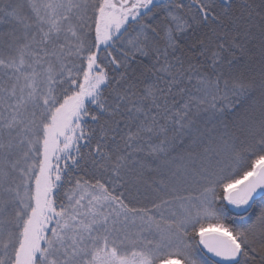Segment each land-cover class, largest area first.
I'll return each mask as SVG.
<instances>
[{"label": "snow or ice", "instance_id": "6c2138e0", "mask_svg": "<svg viewBox=\"0 0 264 264\" xmlns=\"http://www.w3.org/2000/svg\"><path fill=\"white\" fill-rule=\"evenodd\" d=\"M0 264H264V0H0Z\"/></svg>", "mask_w": 264, "mask_h": 264}]
</instances>
